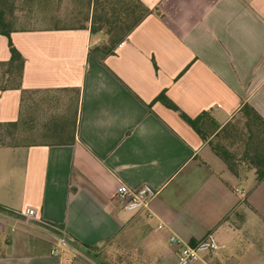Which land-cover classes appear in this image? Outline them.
I'll return each instance as SVG.
<instances>
[{"label": "crops", "instance_id": "1", "mask_svg": "<svg viewBox=\"0 0 264 264\" xmlns=\"http://www.w3.org/2000/svg\"><path fill=\"white\" fill-rule=\"evenodd\" d=\"M128 1L67 0L66 15L86 18L10 34L24 67L21 90L0 92V124L21 127L24 94L41 93L24 119L42 118L31 134L42 142L0 146V243L11 249L0 264H176L171 237L208 234L218 248L191 264H215L223 233L254 243L235 264H262L264 180L252 167L230 172L209 142L245 104L264 119V0ZM9 57L0 35V62ZM161 93L191 119L206 113L205 140ZM119 183L156 196L126 211Z\"/></svg>", "mask_w": 264, "mask_h": 264}, {"label": "rangeland", "instance_id": "2", "mask_svg": "<svg viewBox=\"0 0 264 264\" xmlns=\"http://www.w3.org/2000/svg\"><path fill=\"white\" fill-rule=\"evenodd\" d=\"M66 1L67 0H7L5 2L4 11L9 16L10 21L12 22V26L16 30H36V29L54 26L58 24L56 22L58 21V19L66 16H73V17L75 16L80 20L86 18L85 14L81 12L75 13L76 11L75 8H73V13H70L69 10L68 11L69 13L66 15L65 14L66 9H69V7H67ZM71 1L74 4L78 3L79 8L80 9L82 8L80 3H82L83 0H71ZM125 1L129 2L128 0ZM64 21L66 20H63V22ZM67 23H65L64 25H66ZM41 95L42 94L38 92H27L24 94L23 125L21 127L17 126L16 128H14L12 135L7 134L5 131H0L3 137L6 138V142H15L16 144L17 143L34 144V143L42 142V141H38V138L32 139L31 136L34 130H36L35 134H37L40 131L39 129L42 118L38 117L35 120V122L39 124L38 127L37 126L35 127V125H33L34 119L32 117L27 121L24 119V116L26 114V109L24 108V106L27 104L31 105L32 103H35L38 100L40 101ZM37 107H36L38 109L37 113L40 116H42L41 111L39 110V106ZM228 129L224 134H222V138H220L219 140L223 144H225L230 150H232V152L234 153L233 155L236 157V160L238 161L242 155V151L244 149V142L246 139V128L244 125V119L238 116V118L232 123V125ZM8 137H10V140ZM13 139H15V141ZM240 166L246 167L248 165L247 163H240ZM131 228H133V226H131ZM7 234L8 236L11 237L13 233H7ZM4 236H3V241H1L0 243V254L8 253L9 251H11V249H9L7 246L5 247L4 245ZM223 238L227 241L228 246L227 248L225 247V249L223 250L220 249L221 252L218 254L216 258V262L220 264H235L236 258L242 252V250L244 249L243 251H245V248L249 246L252 248L254 244L253 242L247 244L245 241H242V238L240 236L236 238H230L229 235H227V233H223ZM130 252H133V249ZM101 259H105V257L101 255ZM212 262L216 264V262L214 261ZM154 264H163V263L155 262Z\"/></svg>", "mask_w": 264, "mask_h": 264}, {"label": "trees", "instance_id": "3", "mask_svg": "<svg viewBox=\"0 0 264 264\" xmlns=\"http://www.w3.org/2000/svg\"><path fill=\"white\" fill-rule=\"evenodd\" d=\"M7 0H0V35L5 36L8 40L9 60L7 62H0V92L7 90H21V78L24 67V60L20 53L13 46L10 34L13 32L28 31L16 30L12 26L9 16L4 11L5 2ZM130 10V9H129ZM10 12V11H9ZM133 12V10L131 11ZM141 17V16H140ZM139 17V19H140ZM137 20V22L139 21ZM133 26L132 24L124 32H128ZM111 52V48H95L93 53L97 55H107ZM24 94V92H23ZM156 101L161 102L165 107L176 112L179 117L191 126L201 137L205 140L203 134L198 130L197 125L202 119L203 115L191 119L181 112L171 101H169L164 93L157 96ZM239 116L244 119L246 128V139L244 142V149L240 159L237 161L234 153L219 139L222 138L228 127H225L217 138L209 142L213 153L226 165L228 170L233 174L239 172L240 163H247L248 166L256 170L257 181L264 180V119L250 106L243 105L239 111ZM232 125L229 124V126ZM18 126V122L0 124V131H5L12 135L13 129ZM10 140V137H8ZM15 141V139H13ZM20 144L15 142H6V138L0 133V146L16 147ZM247 166V167H248ZM0 210L2 207L0 206ZM60 228V227H59Z\"/></svg>", "mask_w": 264, "mask_h": 264}, {"label": "built area", "instance_id": "4", "mask_svg": "<svg viewBox=\"0 0 264 264\" xmlns=\"http://www.w3.org/2000/svg\"><path fill=\"white\" fill-rule=\"evenodd\" d=\"M156 196V191L151 186L144 184L138 188H131L124 183H119L115 189V198L123 203L126 211L147 210L150 201ZM33 211H29L28 215H32ZM163 228L158 225V229ZM59 235V234H58ZM57 243L61 248H69L73 240L66 236H58ZM171 242L179 246V252L176 264H190L200 260L202 253L210 252L218 248L215 238L212 234H208L204 239L194 245L185 244L178 237H171ZM50 255L59 256L57 248L50 251ZM207 264V263H203ZM264 264V261L262 262Z\"/></svg>", "mask_w": 264, "mask_h": 264}]
</instances>
